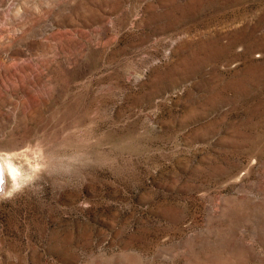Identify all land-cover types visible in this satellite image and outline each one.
I'll return each mask as SVG.
<instances>
[{"label": "rangeland", "instance_id": "obj_1", "mask_svg": "<svg viewBox=\"0 0 264 264\" xmlns=\"http://www.w3.org/2000/svg\"><path fill=\"white\" fill-rule=\"evenodd\" d=\"M0 160V264H264V0H0Z\"/></svg>", "mask_w": 264, "mask_h": 264}, {"label": "bare ground", "instance_id": "obj_2", "mask_svg": "<svg viewBox=\"0 0 264 264\" xmlns=\"http://www.w3.org/2000/svg\"><path fill=\"white\" fill-rule=\"evenodd\" d=\"M4 165L6 166V170L9 172V174H11L12 176H16V169H14L12 166H10L7 163H5ZM4 172L5 171L3 169V165L0 160V192L5 189V186L3 185V182H6V176Z\"/></svg>", "mask_w": 264, "mask_h": 264}]
</instances>
